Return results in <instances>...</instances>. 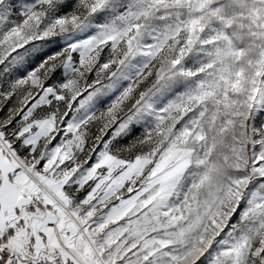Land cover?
I'll list each match as a JSON object with an SVG mask.
<instances>
[{
  "label": "snow or ice",
  "instance_id": "obj_1",
  "mask_svg": "<svg viewBox=\"0 0 264 264\" xmlns=\"http://www.w3.org/2000/svg\"><path fill=\"white\" fill-rule=\"evenodd\" d=\"M0 264H264V0H0Z\"/></svg>",
  "mask_w": 264,
  "mask_h": 264
}]
</instances>
